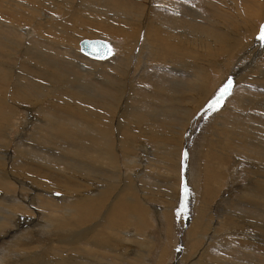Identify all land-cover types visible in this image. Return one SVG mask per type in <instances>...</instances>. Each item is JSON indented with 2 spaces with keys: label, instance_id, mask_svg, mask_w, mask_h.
<instances>
[{
  "label": "bare ground",
  "instance_id": "obj_1",
  "mask_svg": "<svg viewBox=\"0 0 264 264\" xmlns=\"http://www.w3.org/2000/svg\"><path fill=\"white\" fill-rule=\"evenodd\" d=\"M192 1L0 0V264H264V0H203L206 15ZM83 38L112 55L87 60ZM230 67L232 118L215 115L183 159L212 73ZM241 157L255 166L239 182ZM195 181L179 246V192Z\"/></svg>",
  "mask_w": 264,
  "mask_h": 264
},
{
  "label": "rangeland",
  "instance_id": "obj_2",
  "mask_svg": "<svg viewBox=\"0 0 264 264\" xmlns=\"http://www.w3.org/2000/svg\"><path fill=\"white\" fill-rule=\"evenodd\" d=\"M134 1H136V0H134ZM163 1V0H162ZM166 1H168V0H166ZM212 1V3H211V5L209 4V3H207V1H203V0H193L192 1V6L193 7H195L200 13L202 12V14L203 15H206V11H207V9H206V7L207 6H209V7H213L212 5H215V6H219V7H223V6H225V3H224V0H217L216 1V3L214 4V2H213V0H211ZM260 1H263V0H260ZM196 3V4H195ZM203 3V4H202ZM222 3V4H221ZM224 3V4H223ZM263 3V2H262ZM161 4V3H160ZM198 4V5H197ZM163 5V4H162ZM202 5V6H201ZM202 8H203V10H202ZM242 8H244L245 9V11L246 12H248V13H250L251 12V9L247 6V4H245ZM222 11H223V9H221ZM112 13V12H111ZM264 16V15H263ZM197 18L198 19H202L203 20V18H200L198 15H197ZM261 17H256L255 19H256V21L254 20V23H255V25H256V27L258 28L257 29V31L259 30H261V27L262 26H264V19H260ZM260 22H259V21ZM204 22H205V20H203ZM257 21H258V23H257ZM85 38V37H84ZM83 38V39H84ZM107 40H111V41H115V42H117L118 43V45H117V47H119V49H121V47H123L124 45H125V38H123V37H109V36H107V38H106ZM260 43V45H262V46H264L263 45V43H264V41H262V40H260L259 41ZM116 48V47H115ZM118 49V48H117ZM118 49V50H119ZM255 52V50L253 51V52H251L250 54H248L249 56H251V60L252 59H256V56H257V54H258V50L256 51V53H254ZM255 55H254V54ZM252 54V55H251ZM223 57V60H224V62L226 61V59H227V57L226 56H222ZM221 57V58H222ZM225 57H226V59H225ZM87 58V57H86ZM87 60H90V61H92V62H104V60H101V61H99V60H93V59H90V58H87ZM106 61V60H105ZM236 62H237V59L234 61V63L232 64V66L231 67H234L235 65H236ZM229 68V70L231 71V73H229L228 74V76H227V79H223L222 77V74L220 73V72H213L212 73V77L214 78V83L215 82H217L216 83V87H218V86H220L221 88H223L224 86H225V84H227V82L229 81V80H232V83H233V81L235 82V80L237 79V76L235 75L236 74V72L237 71H233V70H231L232 68ZM233 72V73H232ZM221 79V80H220ZM246 82V81H245ZM250 83V81H248V84ZM242 85H244L245 86V83L244 84H242ZM223 86V87H222ZM256 86V85H255ZM148 87L151 89V87H150V84H148ZM216 88V89H212V91H213V93H212V100H210V102H209V104H208V109L206 110L207 112V114L209 113V115H207L206 113H204V114H202L201 115V117H200V121L196 124V128H195V132L193 133V134H191L190 136V139H189V144L188 145H186V147H185V149H182L181 150V155H182V158L184 159H187V158H191V155H193L194 154V157H196V155H195V152L196 151H198V149L202 146V144L205 142V140H207V137L208 136H213V133H212V131H213V129H211V128H213L212 126L214 125V122H215V115H217V119H216V122L217 121H219V117H221V120L219 121V123H221L222 125H228V123H227V120H229V119H231L232 118V115H230V113H228V111L227 110H225L224 111V113L223 112H221L220 110H222L224 107H225V105L224 106H222L223 104H225L226 102L224 101L225 100V98H227V97H232L233 95H235L238 91H240L241 92V89H238L237 87H236V85L234 84L233 86H232V88H231V90H230V95H227V96H225L224 97V99L219 103V104H217V105H214V102L216 101V99H217V97L219 96L218 95V93H220V89L221 88ZM217 90V91H216ZM217 93V94H216ZM216 95V96H215ZM213 101V102H212ZM213 103V104H212ZM209 105H214L213 107L214 108H212V107H209ZM230 108H237V106L238 105H236L234 102L233 103H229V104H227ZM222 106V107H221ZM215 110V111H211V110ZM210 110V111H209ZM246 110V109H245ZM219 111V112H218ZM211 113H214V114H212L211 115ZM207 115V116H206ZM214 116V117H213ZM209 117V118H208ZM224 120H223V119ZM201 123V124H200ZM208 123V124H207ZM251 124V125H250ZM258 124L257 123H255V122H250L249 124H248V127H250V129H251V131H253L254 129H253V127L254 126H257ZM209 129V130H208ZM214 132V131H213ZM221 139V138H220ZM146 145H147V143H146ZM149 145V147H152V145L151 144H148ZM196 150V151H195ZM151 151H153V148H151ZM151 151H147L146 153H143L144 155H146L148 152L149 153H151ZM189 151V152H188ZM187 154H189V155H187ZM187 155V156H186ZM184 156V157H183ZM234 156V155H233ZM237 156V155H236ZM239 157V156H238ZM144 159H148V158H146V157H143ZM192 159V158H191ZM241 162H242V167L240 168V170H241V174L239 175V177L241 176V178L242 179H239V182H241V180L242 181H245V178L243 179V176H249V171L250 172H252L253 171V169H254V166H253V164L251 165L250 163H248L244 158H242L241 157ZM192 164H191V167L194 169V167H196V163H197V161L195 160V158H193V160H192V162H191ZM195 163V164H194ZM189 167H190V163H189V165H188V167L186 168V170H185V173H187L188 172V170H189ZM184 168H185V166L183 165V172H184ZM248 171V172H247ZM183 172H182V170H181V174L182 175H184L183 174ZM166 172H161V175H162V177L163 178H167V176H166V174H165ZM235 174L234 175H237V173H236V171L234 172ZM161 179V178H160ZM198 181H195L194 182V185L192 186V185H189V186H187V185H184V183H182L183 185L181 186V188H180V194H179V208H177V210H178V212H177V218L179 219L181 216H183L184 218H183V221H185V222H181L180 223V227H181V229L179 230V234H178V236H179V240H178V243L177 244H179V246L181 245V244H183V242L185 241V239H186V235H187V233H188V231H189V228H190V223H191V219H193L194 218V216L197 214V208H198V206H199V196H200V188H199V185H198V183H197ZM196 186V187H195ZM226 188H228V186H225ZM198 188V189H197ZM240 188H241V185H240ZM185 189H187V191H185ZM182 190V191H181ZM197 190V191H196ZM191 191V192H190ZM196 191V192H195ZM232 193L231 194H227V195H225L224 196V200H232L231 198H237L235 195H239V188L238 187H234L233 188V190L231 191ZM237 193V194H236ZM222 194H224V193H222ZM234 194V195H233ZM192 195V196H191ZM193 195H195V197L193 196ZM237 195V196H238ZM231 196H233V197H231ZM195 198V199H194ZM227 198V199H226ZM184 200V201H183ZM194 200V201H193ZM222 200H219V198L218 199H216V201H214V203H213V206H215V207H213V209H214V213H218L219 215H220V217H218V220L217 221H222V220H224L225 219V217L227 216L226 214H230L229 213V211L227 210V208H226V203L224 202V205H223V203L221 202ZM181 202V203H180ZM191 202V203H190ZM196 202V203H195ZM215 202H221V203H215ZM244 202H246V201H244ZM198 203V204H197ZM192 204V205H191ZM194 204V205H193ZM214 204H217V205H214ZM220 206H222L223 207V209H220ZM217 207V208H216ZM185 208H186V211H185ZM34 209V208H33ZM217 211H216V210ZM225 209V210H224ZM228 212V213H227ZM235 212H237L236 213V215L237 214H240L241 215V211H239V210H234V213L233 214H235ZM196 213V214H195ZM222 213H223V215H222ZM191 214H193V215H191ZM222 215V216H221ZM186 216V217H185ZM225 216V217H224ZM188 218V219H187ZM191 218V219H190ZM222 220H221V219ZM188 223H189V225H188ZM9 229H18V228H13L12 227V225L11 226H9ZM249 229H250V231L252 232V229L249 227ZM182 232V233H181ZM153 237H150V240H152V239H154V238H157L158 236H160V235H156L155 233H154V235H152ZM157 236V237H156ZM255 236V235H254ZM163 237V236H162ZM245 236H241L240 238H244ZM152 238V239H151ZM239 238V237H238ZM246 238H252V237H249V236H246ZM181 239L183 240V241H181ZM5 240H7V239H5ZM253 241H259V238H258V236H255V238L254 239H252ZM176 242V241H175ZM6 249H8V247L6 248ZM174 249V248H173ZM129 253H130V251H128ZM128 252H127V254H128ZM251 252V251H250ZM126 254V255H127ZM129 256V255H128ZM131 256H133V255H131ZM164 264H169V261H167V262H165Z\"/></svg>",
  "mask_w": 264,
  "mask_h": 264
},
{
  "label": "water",
  "instance_id": "obj_3",
  "mask_svg": "<svg viewBox=\"0 0 264 264\" xmlns=\"http://www.w3.org/2000/svg\"><path fill=\"white\" fill-rule=\"evenodd\" d=\"M81 52L93 60H107L112 55V46L103 39H84L80 43ZM111 49V51H109Z\"/></svg>",
  "mask_w": 264,
  "mask_h": 264
},
{
  "label": "snow or ice",
  "instance_id": "obj_4",
  "mask_svg": "<svg viewBox=\"0 0 264 264\" xmlns=\"http://www.w3.org/2000/svg\"><path fill=\"white\" fill-rule=\"evenodd\" d=\"M259 38L262 41H264V26L261 27ZM109 51H111V49H109ZM232 86H233V83L231 80H229L227 82V84H225V86L220 89L219 96L217 97L216 101L214 102V105L219 104L224 99L225 96L230 95V90H231ZM214 105H209V107H213ZM185 191H187V189H185ZM185 211H186V208H185Z\"/></svg>",
  "mask_w": 264,
  "mask_h": 264
}]
</instances>
